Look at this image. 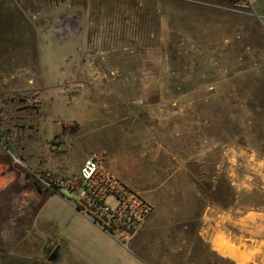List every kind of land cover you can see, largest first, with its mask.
Masks as SVG:
<instances>
[{
    "label": "rangeland",
    "instance_id": "obj_1",
    "mask_svg": "<svg viewBox=\"0 0 264 264\" xmlns=\"http://www.w3.org/2000/svg\"><path fill=\"white\" fill-rule=\"evenodd\" d=\"M93 149L148 199L191 204L173 264H234L194 236L205 207L264 264V0H0V264L46 258L36 211L70 195L45 175Z\"/></svg>",
    "mask_w": 264,
    "mask_h": 264
},
{
    "label": "crops",
    "instance_id": "obj_2",
    "mask_svg": "<svg viewBox=\"0 0 264 264\" xmlns=\"http://www.w3.org/2000/svg\"><path fill=\"white\" fill-rule=\"evenodd\" d=\"M187 183L184 181V184ZM168 196V190L160 196L148 193L153 201V211L128 243L123 245L86 216L61 190L49 192L35 215L40 225L37 229L49 245L46 258L40 264H173L170 257L174 251L172 213L176 210L191 213L192 207L186 204L187 200L185 206L171 205ZM192 212L195 213L194 208ZM207 212L205 207L200 215L202 225L194 236L199 235L200 241L208 243V248L221 257L232 258L234 264H256V252L243 247L242 241L233 242L223 232L214 230L212 217ZM187 226V223H183L182 228L185 230ZM195 243L193 240L194 251ZM222 244L231 246V252L221 249ZM196 260L194 256L192 264H196Z\"/></svg>",
    "mask_w": 264,
    "mask_h": 264
},
{
    "label": "built area",
    "instance_id": "obj_3",
    "mask_svg": "<svg viewBox=\"0 0 264 264\" xmlns=\"http://www.w3.org/2000/svg\"><path fill=\"white\" fill-rule=\"evenodd\" d=\"M253 0H243L245 4ZM46 184L67 191L72 202L118 241L127 244L153 211L152 202L130 187L106 163L102 149H93L74 174L46 173Z\"/></svg>",
    "mask_w": 264,
    "mask_h": 264
},
{
    "label": "bare ground",
    "instance_id": "obj_4",
    "mask_svg": "<svg viewBox=\"0 0 264 264\" xmlns=\"http://www.w3.org/2000/svg\"><path fill=\"white\" fill-rule=\"evenodd\" d=\"M14 209V208H13Z\"/></svg>",
    "mask_w": 264,
    "mask_h": 264
}]
</instances>
